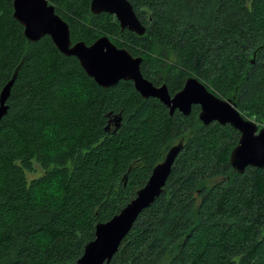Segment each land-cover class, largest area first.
<instances>
[{
    "label": "trees",
    "instance_id": "obj_1",
    "mask_svg": "<svg viewBox=\"0 0 264 264\" xmlns=\"http://www.w3.org/2000/svg\"><path fill=\"white\" fill-rule=\"evenodd\" d=\"M91 1L50 2L73 43L108 36L171 96L196 77L264 127V0H128L143 36L92 14ZM13 2L0 0V95L20 66L0 124V264H78L96 226L182 140L162 194L109 264H264V169H233L240 133L204 126L200 106L171 116L132 82L98 86L50 37L29 42Z\"/></svg>",
    "mask_w": 264,
    "mask_h": 264
},
{
    "label": "water",
    "instance_id": "obj_2",
    "mask_svg": "<svg viewBox=\"0 0 264 264\" xmlns=\"http://www.w3.org/2000/svg\"><path fill=\"white\" fill-rule=\"evenodd\" d=\"M51 0H14V18L24 27L29 42H39L50 37L56 48L67 57L78 59L86 74L98 86L110 88L121 81L132 82L136 91L144 98H154L169 108L172 116L179 111L184 116L192 113L193 106H200L199 121L208 126L218 123L229 125L241 135L238 146L231 154L233 169L243 174L247 168L264 169V127L244 117L232 100H225L211 92L196 77H190L181 91L171 96L167 85L155 86L141 71L142 57H134L127 49L118 48L108 36L99 38L92 45L73 43L69 24L60 17ZM91 13L115 16L122 31L143 36L146 27L138 18L128 0H92ZM20 66L0 95V124L8 112L7 101L17 78ZM116 128L121 118L113 120ZM184 140L173 146L165 159L153 170L146 185L119 214L96 226L95 239L85 247L78 264H109L119 251L120 245L131 231L144 210L160 197L171 174Z\"/></svg>",
    "mask_w": 264,
    "mask_h": 264
},
{
    "label": "rangeland",
    "instance_id": "obj_3",
    "mask_svg": "<svg viewBox=\"0 0 264 264\" xmlns=\"http://www.w3.org/2000/svg\"><path fill=\"white\" fill-rule=\"evenodd\" d=\"M244 117H246L244 114H242ZM42 174V170L40 167H37V172L34 174H30L29 177L30 178H37Z\"/></svg>",
    "mask_w": 264,
    "mask_h": 264
}]
</instances>
